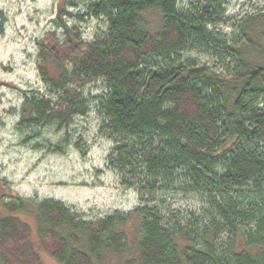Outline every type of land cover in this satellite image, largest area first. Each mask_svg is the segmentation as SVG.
I'll list each match as a JSON object with an SVG mask.
<instances>
[{
	"label": "trees",
	"instance_id": "obj_1",
	"mask_svg": "<svg viewBox=\"0 0 264 264\" xmlns=\"http://www.w3.org/2000/svg\"><path fill=\"white\" fill-rule=\"evenodd\" d=\"M192 2L91 0L87 16L108 22L97 40L65 26L64 40L49 32L38 43V71L59 96L27 97L24 119L70 124L89 113L80 88L104 80L109 165L144 204L87 221L55 200H2L0 264H43L23 214L36 217L39 245L60 264H264V11L229 41L210 29L225 0ZM192 50L229 61L227 70L185 61ZM176 187L209 202L204 221L171 226L149 205V194Z\"/></svg>",
	"mask_w": 264,
	"mask_h": 264
},
{
	"label": "rangeland",
	"instance_id": "obj_2",
	"mask_svg": "<svg viewBox=\"0 0 264 264\" xmlns=\"http://www.w3.org/2000/svg\"><path fill=\"white\" fill-rule=\"evenodd\" d=\"M193 0H179V7L190 10ZM91 0H0V217L5 214L2 200L11 197L35 203L55 200L64 203L87 221L129 213L144 203L137 189L123 185V176L109 164L114 140L106 134L100 101L108 94L104 80L80 88L89 104L86 116L73 122L35 125L24 119L27 97L57 101L38 71V43L49 33L64 40V27L77 26L87 42L97 40L108 29L105 18L88 14ZM224 19L210 29L229 41L241 36L239 26L249 15L264 11V0H225ZM85 15V22L77 16ZM157 19L155 15H152ZM250 58L254 60L256 57ZM183 59L223 72L227 64L207 52L192 50ZM147 196L157 206L168 225L198 224L211 209L196 192L176 187ZM31 225L34 242L43 264H60L40 245L36 217L23 214ZM232 236L221 237L228 243ZM118 264L117 260L113 261Z\"/></svg>",
	"mask_w": 264,
	"mask_h": 264
}]
</instances>
